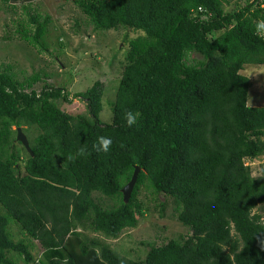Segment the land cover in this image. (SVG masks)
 I'll list each match as a JSON object with an SVG mask.
<instances>
[{
  "label": "trees",
  "instance_id": "1",
  "mask_svg": "<svg viewBox=\"0 0 264 264\" xmlns=\"http://www.w3.org/2000/svg\"><path fill=\"white\" fill-rule=\"evenodd\" d=\"M76 4L98 32L136 33L113 50L124 58L112 122L100 118L103 80L74 94L87 111L72 113L59 105L70 92L44 82L48 72L20 79L1 64L0 264H264V169L245 165L264 155V107L249 104L241 72L264 65V0ZM29 8L19 38L49 51L50 16ZM100 137L112 139L108 153L97 151ZM151 203L188 234L144 243L145 258L120 255L104 239L136 228Z\"/></svg>",
  "mask_w": 264,
  "mask_h": 264
},
{
  "label": "rangeland",
  "instance_id": "2",
  "mask_svg": "<svg viewBox=\"0 0 264 264\" xmlns=\"http://www.w3.org/2000/svg\"><path fill=\"white\" fill-rule=\"evenodd\" d=\"M253 1V0H250ZM245 4V2H242ZM29 11H36L50 16V31L47 35L49 51H41L39 47L27 45L18 34L17 23L27 20ZM239 7L235 4L234 8ZM28 10V9H26ZM129 33L134 37L136 33L124 29L98 32L89 24L88 18L77 6L76 0H34L22 1L15 6L6 5L0 0V69L1 64L12 65L20 79L29 76L34 70H44L48 76L44 82L56 87L66 86L71 94V101H59L72 113H84L87 110V101L75 97L76 92H82L92 86L93 82L103 80L105 94L103 110L100 118L103 123L112 122L111 103L115 101L118 80L122 72L120 61L123 54L114 58L113 50L124 46V35ZM62 42L64 46L59 45ZM192 58H201L192 54ZM252 82L249 104L264 107V65H246L241 71ZM37 84L36 88L40 89ZM253 174L262 175L264 169V155L252 164ZM144 195V194H143ZM164 201V196L160 197ZM152 214L140 218L136 228L124 230L116 239H104L120 255L127 252L134 258H145L147 245L154 242L162 244L165 239L177 237L180 233L188 234L189 230L180 224L174 217L161 218L155 203H151ZM91 236L95 234L90 233ZM104 238V237H103Z\"/></svg>",
  "mask_w": 264,
  "mask_h": 264
},
{
  "label": "water",
  "instance_id": "3",
  "mask_svg": "<svg viewBox=\"0 0 264 264\" xmlns=\"http://www.w3.org/2000/svg\"><path fill=\"white\" fill-rule=\"evenodd\" d=\"M17 140H19L20 142H22L23 145L27 148V150L32 153V150H31L30 145H29V140H28L26 134L22 131V129L20 127L18 128ZM140 170H141L140 167L139 166H136L135 171L133 173V176H132L131 180L122 189V192L124 194V200L126 202H128L129 199H130V197H131V193H132V191L134 189V186H135V184L137 182V179H138V175H139Z\"/></svg>",
  "mask_w": 264,
  "mask_h": 264
},
{
  "label": "clouds",
  "instance_id": "4",
  "mask_svg": "<svg viewBox=\"0 0 264 264\" xmlns=\"http://www.w3.org/2000/svg\"><path fill=\"white\" fill-rule=\"evenodd\" d=\"M257 30L261 35H264V22L260 23L257 26ZM136 123V117L132 113L127 114V124L129 127ZM113 141L109 137H100L99 143L96 145L97 151H102L104 153H108L111 149ZM80 155L84 154V150L81 149L79 152Z\"/></svg>",
  "mask_w": 264,
  "mask_h": 264
},
{
  "label": "built area",
  "instance_id": "5",
  "mask_svg": "<svg viewBox=\"0 0 264 264\" xmlns=\"http://www.w3.org/2000/svg\"><path fill=\"white\" fill-rule=\"evenodd\" d=\"M253 162H254V161H253ZM253 162H251V163H250V162H246L245 165H252Z\"/></svg>",
  "mask_w": 264,
  "mask_h": 264
}]
</instances>
